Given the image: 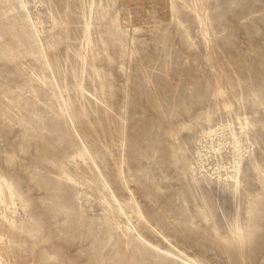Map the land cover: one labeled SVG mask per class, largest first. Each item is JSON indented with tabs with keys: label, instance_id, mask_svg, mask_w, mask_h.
Here are the masks:
<instances>
[{
	"label": "rangeland",
	"instance_id": "rangeland-1",
	"mask_svg": "<svg viewBox=\"0 0 264 264\" xmlns=\"http://www.w3.org/2000/svg\"><path fill=\"white\" fill-rule=\"evenodd\" d=\"M26 2L0 0V174L17 197L13 227L0 221L3 264H184L139 241L171 250L141 214L203 264H264V0ZM82 79L99 103L81 95ZM238 118L250 141L236 195L217 176L233 171L227 127L239 132ZM222 127L216 154L204 133Z\"/></svg>",
	"mask_w": 264,
	"mask_h": 264
},
{
	"label": "bare ground",
	"instance_id": "bare-ground-1",
	"mask_svg": "<svg viewBox=\"0 0 264 264\" xmlns=\"http://www.w3.org/2000/svg\"><path fill=\"white\" fill-rule=\"evenodd\" d=\"M172 1L173 0H170L171 5H172ZM23 3L25 5V8L28 10L29 9L28 8V2H26V0H23ZM195 14H196L197 18L199 19V23H200V25L202 27V32H203L204 36H206L207 35V29H206V27L204 25V21H203L202 17L200 16V14H199V12L197 10L195 11ZM119 19H120V23H121L122 27H127V26L131 27L130 30H131V33L133 34V32L135 30V19H134V17L132 18L128 13H125V9L122 8V12L120 13ZM84 21H85V36H84L85 50H83V53L78 55V56L80 57V59L82 60L83 64L85 65L86 64V48L90 49L93 46L92 35H91V28H92L93 20H92L91 16H85ZM30 26L36 33V39L41 43L42 34H41L40 30H39V22H36L34 19L31 18ZM42 58L44 60V63H45V66L47 67V69L50 70V71H53L52 65H51V63H50V61L48 59L47 51H46V49L43 46H42ZM78 90H79V92L81 93V95L83 97L84 96H89V97L93 98L96 102L99 103V100L88 92V90H87V88L85 86L84 79L79 81ZM67 107H68L69 113H71L70 112V108H69L68 105H67ZM104 107L107 110H110L109 107L107 105H105V104H104ZM209 121H210V119H209ZM238 121H239V125H240V131L239 132L235 130L233 125H229L227 127V128L230 129V132H231L230 133V137H231L230 140H232V144H233V148H234L233 150H234V154H235V162L233 161L235 163L234 167H233V171L231 173H227L226 177L221 175L222 172L218 173V176H217V181L219 183L232 182L236 195L240 194V190H241V186H242L243 163H244V159H245V157L243 155L244 153H243V150H242V149H244V147H243V139H246L247 141H250L248 139L249 136H248V133H247L248 123L246 122V120H245V123H243L240 118H238ZM73 130H74V133L78 135V132H77V129H76L75 125L73 126ZM218 131H221V133L219 134ZM220 135L225 137L224 136L225 135V127H222L219 130H213V129L210 128L208 131H206L204 133L205 137H207L210 140H212V143H211L212 146L210 147V150L213 151L216 154L221 152L220 149H221V146H223L221 139H223V137L221 136L222 138L219 140V143L216 146L213 144V141H214L215 137H219L220 138ZM78 138H79L80 142L83 145L84 152L87 155L88 160L93 165V167L96 169L99 178L104 183L105 189H106V191L109 194V197L111 199V203H113V205H115V207L118 208V211L123 216L124 223H126L127 225L132 224V220L127 215L121 200L117 196V194L114 191V189L112 188L111 184L108 182V180L104 176V174H103L102 170L100 169L98 163L96 162L94 156L89 151V149L86 147V145L84 144L82 139L79 137V135H78ZM224 141H225V139H224ZM198 154L200 156L201 153H198ZM228 155H230V154H228ZM201 157H202V155L199 158H201ZM204 158H202V159H204ZM204 162H205V160H204ZM205 167L202 168V169H205ZM190 169H191V172L193 174V178H194L195 182L198 183V176H197V173H196L197 172L196 168L191 166ZM119 170H120V173H121V176H122L123 180H125L124 176H123L122 168H119ZM227 170H228V168H227ZM255 171L257 173L262 174L264 176V171L261 168V166L258 164V162L255 163ZM202 172H203V170H202ZM225 172H227V171H225ZM126 187H127L129 195H131L133 197L134 196L133 190L130 189L128 186H126ZM16 210H17V197H16L15 189H14L13 185L9 181H7L0 174V221H3L6 224V226L8 227V230H10L13 227L14 221H15L14 219H10L9 216H10V214H12L14 216L16 214V212H17ZM141 217H142L143 221L147 225H149L150 228L155 233H157L163 239V241L165 243H167L169 245L171 250L163 249V248L157 246L156 244L152 243L148 239H146L141 234H138V237H139L138 239H139L140 242H143V243L147 244L148 246L151 247L152 251H155V252L157 251L158 253L163 254L164 256H166L169 259H175L177 261L183 262L184 264H203L198 259L189 256L183 250H181L178 247H176L172 243V241L168 237H166L163 233H161L154 225H152L150 223V221L143 214H141ZM128 229H129V227H128ZM231 234H232L233 237H236L239 234V228H238L237 224H235V226H233L231 228ZM4 237H5V235L1 233L0 234V240H3ZM0 263L3 264V259H2L1 254H0Z\"/></svg>",
	"mask_w": 264,
	"mask_h": 264
}]
</instances>
